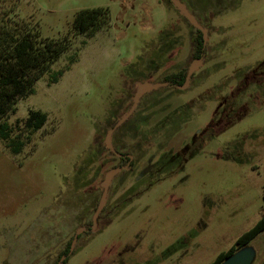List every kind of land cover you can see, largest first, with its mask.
<instances>
[{
	"label": "rangeland",
	"instance_id": "1",
	"mask_svg": "<svg viewBox=\"0 0 264 264\" xmlns=\"http://www.w3.org/2000/svg\"><path fill=\"white\" fill-rule=\"evenodd\" d=\"M179 1L205 31L200 60L169 0H0V36L68 44L2 119L24 145L0 140V264H209L264 214V0ZM97 6L108 24L76 33L75 13ZM193 62L108 141L140 89ZM30 109L47 115L37 131ZM249 244L260 264L264 230Z\"/></svg>",
	"mask_w": 264,
	"mask_h": 264
},
{
	"label": "trees",
	"instance_id": "2",
	"mask_svg": "<svg viewBox=\"0 0 264 264\" xmlns=\"http://www.w3.org/2000/svg\"><path fill=\"white\" fill-rule=\"evenodd\" d=\"M170 1V0H169ZM108 7H91L78 10L73 18L72 27L76 33H88L90 36L106 26L109 22ZM202 32L195 28L192 37V56L200 60L204 52ZM68 48L67 40L39 37L37 31H27L23 36H14L3 31L0 36V140L4 141L11 153L20 152L24 145L18 136L11 137V126L2 120L8 113L16 111V101L33 92L36 80L58 59ZM69 57V64L74 62ZM53 71L49 82H56L65 68ZM187 70L171 72L163 81L170 86L181 87L185 81ZM46 113L30 109L24 123L32 131H37L45 123ZM16 122H18L16 120ZM129 157L127 160L129 161ZM264 200V193L262 195ZM89 225V224H88ZM87 225V226H88ZM86 226V227H87ZM90 226V225H89ZM88 226V227H89ZM88 227L86 229H88ZM264 230V214L246 231L242 232L226 250L220 251L209 264H220L226 257L249 242ZM70 243L66 244L62 255L69 252ZM65 262V261H64ZM260 264H264V257Z\"/></svg>",
	"mask_w": 264,
	"mask_h": 264
},
{
	"label": "water",
	"instance_id": "3",
	"mask_svg": "<svg viewBox=\"0 0 264 264\" xmlns=\"http://www.w3.org/2000/svg\"><path fill=\"white\" fill-rule=\"evenodd\" d=\"M173 5L177 8V10L183 15V17L192 25L194 26L195 28L199 29L202 34H203V39H204V34H205V31L203 29V27L198 23V21L191 15V13L189 12V10L185 7V5L183 3H181L179 0H170ZM196 62H193L190 67L188 68L187 70V73H186V77H185V81L183 83V85L181 87H183L190 75H191V72H192V67L193 65L195 64ZM166 83L165 82H160V83H154V84H151V85H147L145 87H143L142 89H140L135 98H134V101L130 107V109L128 110V112L126 114H124L115 124L114 126L112 127V129L110 130L109 132V135H108V141L110 140L111 138V134L112 132L115 130V128H117L129 115L130 113L132 112L133 108L135 107L137 101L139 100V98L145 94L147 91H150L152 89H155L157 87H160V86H163L165 85ZM117 170H115V172H117ZM106 192H107V186L104 187L103 191H102V194H101V197L99 199V202L97 204V207L95 209V212H94V215H93V218H92V224H95L96 223V219L104 205V202H105V197H106ZM76 236V235H75ZM74 241L75 239L72 240L71 244H70V248H69V253L71 252L72 250V247H73V244H74ZM255 255H256V250L255 248L250 245V244H247V245H244L242 247H240L239 249H237L236 251H234L231 255H229L228 257H226L220 264H251L255 258ZM64 259V257H61L58 264H60V262Z\"/></svg>",
	"mask_w": 264,
	"mask_h": 264
}]
</instances>
